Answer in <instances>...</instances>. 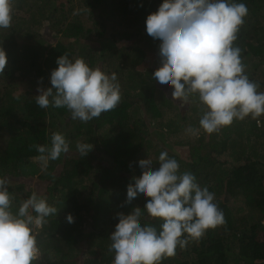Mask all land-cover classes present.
<instances>
[{
	"label": "trees",
	"instance_id": "obj_1",
	"mask_svg": "<svg viewBox=\"0 0 264 264\" xmlns=\"http://www.w3.org/2000/svg\"><path fill=\"white\" fill-rule=\"evenodd\" d=\"M161 2L13 0L12 24L0 29V46L8 57L0 75V175L10 181L13 211L33 191L58 209L38 230V264H112L109 235L117 214L143 208L146 199L128 205L127 186L140 176L139 161L159 166L155 162L161 151L215 193L226 221L207 230L199 242L177 248L161 264H264V236L258 238L264 232V116L260 127L245 118L207 134L199 126L204 106L195 97L184 105L165 98L151 75L160 67V57L147 58L142 48L129 43L135 36L129 28L138 25L136 32L157 45L159 56V41L146 33L145 20ZM238 2L246 4L248 15L235 43L249 79L264 92V0ZM43 22L50 30H40ZM63 53L117 74L121 101L116 108L81 122L71 119L66 108L36 104L35 96L51 87L50 73ZM168 90L171 94L172 86ZM157 130L162 140L150 139ZM182 130L188 134L187 141L178 142L187 149L184 155L166 143L167 134ZM193 130L199 136L191 138ZM54 132L65 135L69 151L41 172L35 159L39 153L30 145L50 144ZM77 142L93 148L81 157ZM68 213L74 216L71 224L65 219ZM141 222L160 225L147 214Z\"/></svg>",
	"mask_w": 264,
	"mask_h": 264
},
{
	"label": "clouds",
	"instance_id": "obj_2",
	"mask_svg": "<svg viewBox=\"0 0 264 264\" xmlns=\"http://www.w3.org/2000/svg\"><path fill=\"white\" fill-rule=\"evenodd\" d=\"M247 15L246 4L238 0H162L146 17V33L159 41L160 67L152 72V80L161 89L172 86V100L179 99L181 105L195 97L204 106L199 126L207 134L219 133L234 120L245 118L261 126L264 92L249 79L242 49L235 43ZM12 20L13 0H0V29L9 28ZM7 62L0 46V75ZM56 63L50 73L51 87L35 96L40 108L63 107L71 119L88 122L120 103L121 86L115 72L93 68L67 53ZM30 147L39 153L35 159L45 172L50 161L69 151V142L63 133L54 132L50 144ZM92 148V143H76L81 157ZM155 163L159 166L154 167L152 160L139 161L140 176H133L127 186L128 205L146 199L143 208L117 214L118 222L109 235L112 264H161L175 256L177 248L199 242L207 230L226 222L215 193L202 187L192 172L181 171L175 157L161 151ZM9 184L0 175V264H38L42 256L38 230L58 209L33 191L13 211ZM145 214L159 219V228L142 223ZM65 219L74 222L71 213Z\"/></svg>",
	"mask_w": 264,
	"mask_h": 264
},
{
	"label": "rangeland",
	"instance_id": "obj_3",
	"mask_svg": "<svg viewBox=\"0 0 264 264\" xmlns=\"http://www.w3.org/2000/svg\"><path fill=\"white\" fill-rule=\"evenodd\" d=\"M60 1L61 0H57V3H59ZM74 1L77 2L78 0H74ZM29 15H30V13H28V18H29ZM94 16H97V15H92V18ZM47 25H49L48 22H43V24L41 25L40 30H42V31L50 30V28H48ZM131 27H132V29L131 28H129V29L131 30L132 34H135V36L132 39V41L129 42V43H131L130 46L132 48H137L135 46H138V47L142 48L146 52V54L148 56L147 58H152V60H154V59L155 60H157V59L159 60V56H158V53H157V45H155V43H152V44L149 43L146 40V37L143 34L140 35V34H138L136 32L137 28L139 27L138 25L132 24ZM120 28H123V25ZM2 84H5V83H2ZM6 85H7V83H6ZM163 94H164L166 99H169V100L171 99L172 100V96H171L170 91L168 90V88L164 89V93ZM160 97H161V95L158 94L157 98L160 99ZM172 101H174V100H172ZM135 102L138 103L139 102L138 99H135ZM139 106H140L139 109L141 110V115L144 116V111H143L144 109H143L141 104H139ZM195 134H196V136H199L198 135L199 134L198 130H193L191 132V136L190 137L193 138ZM149 138L150 139L152 138V140H154V138H157L158 141H159V139L162 140L161 137L159 136V131L158 130L153 132L152 136H150ZM166 140H167L166 143L171 144V148H174L175 150L177 149V152L180 153L181 155H184V153H186L187 149H185V147L183 145L179 144L178 142L181 141V140L182 141H187L188 140L187 130H182V131H180L177 134H172V135L167 134L166 135ZM154 142L157 143L156 140ZM160 144L162 145V143H160ZM263 236H264V232L261 231L259 233V235H258V238L263 239Z\"/></svg>",
	"mask_w": 264,
	"mask_h": 264
}]
</instances>
